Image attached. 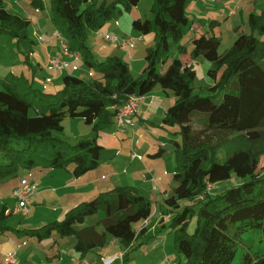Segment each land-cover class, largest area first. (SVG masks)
<instances>
[{
    "label": "trees",
    "instance_id": "obj_1",
    "mask_svg": "<svg viewBox=\"0 0 264 264\" xmlns=\"http://www.w3.org/2000/svg\"><path fill=\"white\" fill-rule=\"evenodd\" d=\"M141 1L50 0L54 25L70 51L80 56L95 77L67 74L62 90L56 94L34 88L32 82L11 72L0 77V181L34 168L73 166L74 176L87 174L100 164L103 146L99 134L114 122L117 111L112 106L122 104L129 95L146 96L156 87L165 93L171 91L176 100L168 108L163 124L178 126L176 133L182 141L175 142L173 195L164 200L172 209H179L181 200L201 204L198 210L186 207L183 213L173 216L174 245L186 264H231L242 233L260 230L264 236V173L259 169L264 156V11L250 16L252 34H241L224 54L219 53L221 41L216 36L204 34L193 41L192 59L203 58L211 63L207 73L214 85L210 89L226 91L218 103L212 96L195 93L196 70L181 60L187 52L182 44L183 29L188 24L187 8L192 0H154L152 20L134 22L144 34L151 31L155 35L139 79L133 78L120 57L96 58L88 43L89 35L104 30ZM32 4L40 8L44 5L42 0H32ZM30 26V21L10 13L0 0V35L18 41L28 64L34 46ZM173 49L177 54L172 53ZM66 116L84 119L92 126L94 136L74 146L56 136L64 131ZM197 116L203 118L205 126L200 132H196ZM205 132L212 133L208 140L203 137ZM238 135H244L240 146L235 143ZM224 148L229 155L218 162V150ZM166 153L163 147L149 157L159 159ZM233 174L243 180L240 185L218 195L210 194V185L225 182ZM100 210L105 213L100 243L80 238L76 249L82 254L104 246L107 235L129 247L144 237L154 214L152 201L139 188L120 186L78 204L61 221L22 232L39 241L53 233L69 237L77 233V225ZM5 212L6 207L0 211V236L10 230ZM191 214L198 215L193 234L188 230ZM146 220L148 225L138 231L137 225ZM244 264H264V255H247Z\"/></svg>",
    "mask_w": 264,
    "mask_h": 264
},
{
    "label": "crops",
    "instance_id": "obj_2",
    "mask_svg": "<svg viewBox=\"0 0 264 264\" xmlns=\"http://www.w3.org/2000/svg\"><path fill=\"white\" fill-rule=\"evenodd\" d=\"M42 1L44 4L43 8H40L39 6H33L32 0H3V3L5 9H7L10 13L24 17L31 23L30 33L34 40V46L29 55V61H30L29 65L31 66V69L33 71L32 74L33 87L36 88L35 84L37 81V77H39L40 83L38 87L41 88L42 91H46L47 93L56 94L57 92L62 90L63 77L67 75V73L52 71L49 70L47 67L49 58L53 55H61L63 53V49L60 39L53 36V34L55 32H59V30L57 29V27L54 25L53 22L50 0H42ZM47 2L49 3L50 8L48 7ZM232 11L235 12L234 15L231 14ZM263 11H264V0H220L216 3H210L207 0H192L187 8L188 24L183 29V39L185 37H188L189 42L191 44L190 46L184 45L187 48V52L186 54L181 55V60L183 61L184 64H187L188 66L193 65L195 69V63L203 59V58H198L194 60L191 57V53L194 49L193 41L195 38L204 34L208 36L210 35L216 36L221 41L220 48L223 45L224 38H226L227 39L226 41H228L227 42L228 45H230L228 47H231L241 34H247V35L252 34L251 28L249 26V18L252 14L260 15ZM144 15L145 13H142L140 11V7L138 5L136 7H133L130 12H124L123 15L117 20L112 21L114 22L115 27L113 30H110L111 32L104 33L103 30L100 31L104 33L103 34L104 36L106 34H114L120 37H133L137 39L135 46L132 50H122L120 47H118V45L111 43V45L113 46L112 49L113 53L111 56H117L122 58L128 64L130 70H131V65L133 66V64L136 63L135 56H133V53L130 52L136 48L137 49L136 52L140 53V55L142 53V58L145 60L147 48L153 46L154 44V37H155L154 33H151L150 31L144 34L134 26V22H136L137 20L144 22L145 19H147ZM94 34L102 37L101 33L97 32ZM40 36H44L49 40L40 41L39 39ZM105 42L106 44H109L106 40ZM92 49L94 48L92 47ZM224 53L225 52L220 54H224ZM135 54L137 55V53ZM109 56L110 55L106 56V58ZM23 59L24 61H26V57L24 56V54H23ZM203 60L207 62L208 64L207 69L209 70L211 64L207 60L205 59ZM4 64L5 65L0 64L1 78L5 77L3 75V71L6 70L8 71V69L10 68L8 65H6V63ZM78 66L81 67V58L78 62ZM19 69L22 73L21 76L25 77L24 67L21 66ZM78 72L72 73V75H77L82 78L85 77L84 75L78 74ZM85 74H87L88 79H92L95 73L92 69L88 68L85 71ZM47 79H51V82H47L46 81ZM85 79L87 78L85 77ZM208 85L210 86L211 83H208ZM213 85L214 82L210 87H212ZM158 88L159 87L155 88L157 89L156 92H158V95H153L148 97L147 94L146 96H144V99L140 103L138 114L133 117V122H134L133 127H128L126 131L123 133L117 132L116 117H115L113 122L114 124L113 127L115 129H113L112 132H108L106 131L109 128L108 127L105 131L100 132L99 143L103 146V150L101 151L100 154V158H99L100 164L98 168L88 172L87 174L81 177L74 176L73 166H70L67 169L34 168L32 170L20 171L17 174V176L20 174L21 178L19 179L18 177H16L14 183L9 182L10 178L0 181V196L3 195L2 194L3 192H6L7 194L6 196L8 197L10 196V199L13 200L12 207L8 206L7 202L5 203L3 202L0 207V211L4 207H6L5 214L8 216V225H9V218H11L12 216H19L21 217V221H22L25 218H29L30 215L29 214L28 216H23L21 214L8 212L9 210H12L15 206L13 192L20 185L22 178H26L32 185L36 187V194L31 200L30 207L32 205L42 207L45 203H47L48 205L51 204L54 206V208L51 209L53 214L62 213L64 216L68 211L73 209L78 204L84 201H88V199L90 198L93 199L101 193L110 191L120 186H133L135 178H140L141 176H145L147 180L149 178L150 180H152L153 176L151 175V169H150L151 166L149 165H151V162L153 161H151L150 163H144L146 170L142 168L141 170H136L134 171V173L130 174V178L128 180L132 181L133 183L131 182L127 183L128 180L125 177L122 178L118 177V176H122L121 174L126 175L128 171L132 168V166L136 165V162L143 163L145 161V158L141 154H138L135 151H133L134 149L132 145L129 146V152L127 158L128 161L126 163H122V161H120L118 158L121 156V152L119 149L123 148L124 140L130 138V134L136 135L137 133L136 130L141 129L143 126L148 127L155 125V123L152 121L151 118H149V120L146 119L147 116L150 117V115L152 114L151 110L153 108H155L158 113H162L161 122L163 128H172V130L179 129L178 126L169 127L163 124V118L168 110L165 100L172 99V102L173 101L175 102L176 99L174 100V98L171 97L170 93H165L161 88H160L161 90ZM162 93L165 94L166 99L162 97L161 95ZM88 126H90L91 131H93L92 126L91 125ZM146 127L145 130H147L150 134L153 133L150 131V129H147ZM135 128L137 129L135 130ZM76 137H81V135H78ZM157 140L159 142L158 148L166 147L165 141L167 139L165 137L158 136ZM77 141H79V139ZM162 143H164L165 146H162ZM107 148L115 149V150L117 149V150L116 151L114 150L115 152L112 151L106 153ZM157 150L154 152H150L148 156L153 153H156ZM135 153L141 155L143 158L141 160L133 159V155ZM104 154L109 155L106 160H104ZM138 166L136 165L135 168H137ZM120 167H123L122 171L119 169ZM173 173H175V170ZM166 174L167 172H164V175ZM134 187L138 188V186H134ZM153 189L157 191L158 189L157 185L154 186ZM160 192H162V194H164L165 197L170 196L167 192H165L164 189H162ZM167 213H171V211H168ZM168 217L171 216L168 215ZM154 218L155 216H153L151 220H153ZM87 219L85 223L76 226L77 233L75 235H72L77 238V242L73 247V250L76 254L75 255L72 254L73 258L69 262L66 261L63 262L64 256L62 255V253L59 251L58 248L55 249V247H58L59 245L58 238L56 237V235H58L57 233H53L51 237L39 241L37 237L27 236L25 233L22 232L25 229H37L54 221H61V220H53L40 227H30L24 224L21 225L19 224L17 227H12L9 225L10 230L0 236V264H4L3 260L6 254L16 250L18 255L17 264H86L85 258L91 252H94L97 256L95 264H104L105 258L115 256L123 252H125V259H127L128 253L140 246V245L138 246V242L144 243L143 239L142 240L138 239L136 246L132 250L127 251L128 247L124 246L119 240H116L113 237L107 235L104 246H97L92 250H90L89 252H85L84 254H82L81 252H78L76 249L79 239L83 238L86 241H95L97 243H100L99 240H97V238L100 239V236L104 232V226H102L101 229L100 228L98 229L97 224L96 225L88 224ZM103 220L101 221L103 222ZM35 221H40V219L33 218L29 222L32 223ZM161 221H163V224L165 223V216L161 218ZM150 228L151 225L149 226V230L145 233L144 238L150 232ZM34 240L36 241V243H35V247L32 249L30 247V244ZM50 240H54L51 247L47 248L42 246V244ZM109 240H113L112 241L113 243L119 242L120 244H122V246H124L125 250L121 252H115L114 254H109L107 249ZM162 261L163 260L160 261L158 260L156 264H160ZM117 263L121 264L120 260L117 259L113 264H117Z\"/></svg>",
    "mask_w": 264,
    "mask_h": 264
},
{
    "label": "rangeland",
    "instance_id": "obj_3",
    "mask_svg": "<svg viewBox=\"0 0 264 264\" xmlns=\"http://www.w3.org/2000/svg\"><path fill=\"white\" fill-rule=\"evenodd\" d=\"M103 1V0H100ZM114 0H106L107 3H110ZM154 0H142L139 4L140 11L142 13H145V17L147 19L145 20H152V14L150 12L151 6L153 5ZM48 7L49 3L47 2ZM228 26V25H227ZM115 27L114 22H109L106 27L104 28L103 32H111L110 30H113ZM110 28V29H109ZM101 33L102 37L97 36L94 33H91L89 35V45L92 46L94 49V54L96 58L99 60H104L106 56L112 55L113 51V46L111 45L110 42L109 44H106L104 40V33ZM241 34V33H240ZM227 39L224 38V42L222 47L220 48L219 52L223 53L226 52L225 50H228V41ZM230 40V39H229ZM18 41L14 39L12 36L9 35H0V64L8 65L10 68L8 71H3V75L6 76L10 72L14 76H21V71L20 67H24L25 69V77L29 80V82H32V74L33 71L31 69V66L24 61L23 59V54L19 51V48L17 47ZM141 43V42H139ZM183 45L185 46H190V42L188 37H185L182 42ZM132 50V49H131ZM137 49L135 48L133 51L130 53H133V56L136 58V63L131 65V73L133 78L139 79L142 76V73L144 69L147 66V61L142 58V53L136 52ZM140 51V50H139ZM137 53V55L135 54ZM172 53L175 55L177 54L176 51L173 49ZM12 55V56H11ZM141 61V62H140ZM210 63V62H209ZM211 64V63H210ZM27 65V66H26ZM207 62L204 61L203 59L200 61H197L195 63V70L197 73L196 80L194 82V88H195V93L203 96V97H208L212 96L214 97V100L216 102H221L224 92L226 91H212L210 89V86L213 84L212 79L208 76V66ZM29 69H28V68ZM83 62H81V67L80 71L78 74L84 75L87 79L88 76L85 74V71L88 69ZM86 69V70H85ZM9 72V73H8ZM84 73V74H83ZM2 74V73H1ZM84 77V78H85ZM39 77H37V81L35 84V87L37 89L42 90L39 88ZM208 83H211L209 86ZM0 88H2L0 86ZM160 89V88H158ZM157 89L152 91L150 94H148V97L153 96V95H158V92H156ZM161 90V89H160ZM49 91V90H48ZM170 95L174 100L176 99L175 95L173 92L169 91ZM164 99L165 94H161ZM167 104V108H169L171 105H173L174 101L172 102V99L165 100ZM151 115L150 117H146L147 120L149 118L152 119V121L155 123V125L152 126H143L141 129L136 130V135H131L130 138L124 140L123 148L119 149L121 152V156L118 158L122 163H126L128 161V152H129V146L132 145L133 151H135L138 154H141L144 158L145 161L142 162H136V165L138 166L135 168V166H132V168L128 171L126 175L121 174L122 176H118L119 178L125 177L127 180L130 178V174L134 173L136 170H141L144 168L146 170L145 164L144 163H150L151 161V175L153 176L152 180L150 178L147 180L145 176H141L140 178H135L133 186H138L140 189V193L143 195H146L150 198L152 201V206H153V216L155 218L150 221V232L146 235V237L142 238L144 243L143 245H140L141 243L138 242L137 248L133 249L137 242H132L130 244L131 248L128 255L127 259H125V264H156V262L159 260L163 261H170L174 262L176 264H186L185 258L178 252L177 248L174 245V238H175V230L171 226L172 224V218L173 216H176L178 214L183 213L186 207L191 208L192 210H198L200 207V203L197 201H190V200H181L180 201V208L179 209H172L167 204L165 203V196L160 192L162 189L165 190L170 196L173 195V186H174V181H173V172L176 167V155H175V142H181L182 138L181 135L176 133L179 131V129H173L172 128H163L162 126V113H158L155 108L151 110ZM203 118L200 116H197L195 119L196 122V132L202 131L205 126L202 123ZM141 125V124H140ZM64 126V131L62 133L55 134L56 136L60 137L62 140L67 141L71 146H74L77 144V140L79 139H87L91 138L93 136V131H91L90 126H88L85 123V120L82 118H72L70 116H66L64 118L63 122ZM114 124L111 125L106 131L112 132L113 129H115ZM141 127V126H140ZM145 127L147 129H150L151 132L149 133L147 130H145ZM116 130H117V125H116ZM78 135H81V137H76ZM165 137L167 140L165 141L166 144V150L167 153L165 156H163L161 159L155 160L151 159L148 154L150 152H154L157 149H159V142L157 140V137ZM212 136L211 132H205L204 138L208 140V137ZM214 139H212L211 142L214 143ZM244 142V135H238L235 143H237V146L242 145ZM117 148V147H116ZM103 150V149H102ZM107 150V151H106ZM105 151L106 153L112 152L115 149H110L107 148ZM117 150V149H116ZM115 150V151H116ZM114 151V152H115ZM231 154V153H230ZM228 150L227 148L224 149H219L218 150V162H224L226 158L228 157ZM108 154H104V160L108 158ZM123 167H120L119 169L122 171ZM259 169L261 172L264 173V156L261 157V162ZM148 170V169H147ZM120 171V172H121ZM149 172V171H148ZM164 172H167L166 175H164ZM19 179L20 174L18 176ZM14 176L10 177L9 182L14 183L15 178ZM148 181V182H146ZM133 183L132 181H127ZM243 182L241 178L236 176L235 174L232 175V178L222 182L220 185H210V194L211 195H218L220 193L225 192V190H228L232 187L238 186ZM158 187L157 191L153 189L154 186ZM3 195L0 196V207L2 203L7 202L8 206L12 207L13 200L10 199V196H6V192L2 193ZM91 199V198H90ZM88 199V200H90ZM31 204V201H30ZM54 206L51 204L45 203L42 207L40 206H34L32 205L30 207V215L29 218H25L21 221V217L19 216H12L9 218V225L12 227H17L19 224H24L28 225L30 227H40L43 226L53 220H63L64 215L62 213H57L53 214L51 209H53ZM72 208V207H71ZM70 210V209H69ZM168 211H171V213H167ZM170 215L171 217H168ZM165 216V223L164 225L161 223V218ZM33 218H39L40 221H35L30 223L29 221ZM105 218V213L104 211L100 210L95 216L89 217L87 219L88 224H97V228L101 229L104 221L102 222ZM170 218V219H169ZM21 221V222H20ZM20 222V223H19ZM144 222H141V224ZM139 224V225H141ZM198 225V215H190V223H189V233L193 234L197 228ZM155 226V227H154ZM143 227V226H140ZM154 227V229H153ZM78 228V227H77ZM59 241L58 247H55V249H59V251L62 253L64 256V261L69 262L72 260V254H76L73 250L74 245L77 242V238L75 236L67 237V238H60L58 235H56ZM112 239V238H109ZM140 239V240H142ZM97 240H100L97 238ZM113 240H109V244L107 245L108 253L109 254H114L115 252H121L124 251L125 248L120 244L119 242H112ZM54 240L46 241L44 244H42L43 247H51L53 244ZM36 241L34 240L31 242L30 247L33 249L35 247ZM41 246V247H42ZM257 254H262L264 255V236L260 230H251L242 233L241 239L239 240L237 244V253L236 257L233 260L231 264H244V259L247 255H250L251 257H255ZM97 259V256L94 252H91L88 254V256L85 258L86 264H95ZM162 261V262H163ZM161 262V263H162ZM160 263V264H161ZM119 264V263H117Z\"/></svg>",
    "mask_w": 264,
    "mask_h": 264
},
{
    "label": "built area",
    "instance_id": "obj_4",
    "mask_svg": "<svg viewBox=\"0 0 264 264\" xmlns=\"http://www.w3.org/2000/svg\"><path fill=\"white\" fill-rule=\"evenodd\" d=\"M207 1L210 3H216L220 0H207ZM231 14L234 15L235 12L232 11ZM53 36L60 39L63 53L61 55H53L49 58L47 63L48 69L60 73H67V74L78 72L80 70V67L78 66L80 56L77 53L70 51L66 39L61 35L60 32H55ZM39 39L40 41L49 40L44 36H40ZM104 39L107 42L118 45V47H120L122 50L133 49L137 41V39L133 37H120L114 34H106L104 36ZM46 81L51 82V79H47ZM143 99L144 96L129 95L127 97V100L122 104L112 106V109L117 111V115H116L117 132L123 133L126 131L128 127L134 126L133 117L138 114L139 106ZM162 146H164L163 143ZM142 158L143 157L141 155H138L136 153L133 155V159L141 160ZM35 194H36V187L32 185L26 178H22L20 185L13 192L15 206L12 210H9L8 212L21 214L23 216H28L30 214V201L35 196ZM148 223L149 220L144 221V223L142 224L139 223L141 225L139 224L137 225V230L139 231L142 228L146 227ZM131 246L128 247L127 251L130 250ZM117 259L120 260L121 264H125V252L105 258L104 264H113ZM3 263L17 264L18 263L17 250L6 254ZM161 264H176V263L170 261H163Z\"/></svg>",
    "mask_w": 264,
    "mask_h": 264
}]
</instances>
